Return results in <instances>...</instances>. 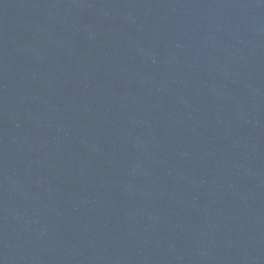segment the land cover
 I'll return each instance as SVG.
<instances>
[{
  "label": "water",
  "instance_id": "95a60500",
  "mask_svg": "<svg viewBox=\"0 0 264 264\" xmlns=\"http://www.w3.org/2000/svg\"><path fill=\"white\" fill-rule=\"evenodd\" d=\"M0 264H264V0H0Z\"/></svg>",
  "mask_w": 264,
  "mask_h": 264
}]
</instances>
